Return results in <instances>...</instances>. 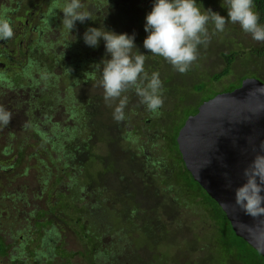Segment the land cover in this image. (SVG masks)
<instances>
[{
    "label": "trees",
    "instance_id": "obj_1",
    "mask_svg": "<svg viewBox=\"0 0 264 264\" xmlns=\"http://www.w3.org/2000/svg\"><path fill=\"white\" fill-rule=\"evenodd\" d=\"M11 1L15 3L14 8L20 7V10H22L20 12L17 11L19 19L21 17L22 20V16H26L28 23H30V21H35L41 28H43V24H45L41 42L45 36L54 35V38L51 40L54 48L52 60L55 61L57 59L60 61L61 73L67 77L70 75L71 82L66 91L61 87L57 88L51 81L53 76L51 69H49V72H45L43 69L39 68L41 63L37 58L31 59V56L25 57V66L27 69L22 70L21 65L23 64H19V68L22 70V73L20 72L22 78L16 86L11 89L10 83L5 77H2L3 79L0 81V105L8 110L12 116L9 125L6 127L0 126V136H2L5 141L12 139L14 140L13 143L16 145L18 143V154L21 153V148L27 144L26 136L22 135H30L35 132L43 140L45 158H40L39 161H41L44 167V175L46 176L44 182L46 183L54 180L50 184V187L54 189V184H61V182L64 181L63 189L58 190L54 194L55 199L53 203L56 201V195L60 191H63L62 195L67 197V200L64 201L62 197L60 198L54 215L52 214V207H49L46 211V214H48V216H53L54 220L51 221V224L47 227H52L50 230L59 236H66L63 230H61H65L66 227L67 232L70 234H77V236H80L81 243H78L80 247L79 250L70 252L71 256L77 255L80 257L81 260L78 264H264V255L260 254L245 240L235 234L220 206L192 178L184 166L177 148L176 135L185 118L190 115L189 113L191 111H189L188 108L190 104L179 106L180 109L183 108L182 110L188 111L185 115L181 116L180 119L175 117L180 109L175 114L172 111L173 114L169 125H167L168 128L166 129L170 132V135H165V145L162 148L164 152L165 150L169 152V156L173 158L171 169L174 171V181L172 179L170 181L169 179L167 182L163 183L165 184V188L168 189L171 187L172 190L174 189L175 193L172 192L173 201L180 203L185 198L192 196L197 199L196 205L203 207L209 219L208 228L205 231H200V229L191 224L187 225L188 230L186 232H188V234L185 237V249L180 246L181 242L172 243V241H170V231L178 233L185 228L180 226L177 230H172L173 221L167 222L168 219L164 218V215L167 214L158 210L156 200H152V207L156 210L152 220L144 219L141 221L142 224L139 225L134 224L132 220H128L127 227L123 228L129 229L131 227V230L136 232L134 242L136 241L138 245L129 243L124 244L119 240L110 244L105 243L107 241L104 238L106 233L100 232V223L92 217L93 210H103V214L107 218L108 215L105 211L107 205L104 204L107 202L103 197L99 196L96 191L84 194L87 182L90 184V187L93 184L99 185L104 175L100 172L96 177H92L90 174H86L84 164L76 162V155L81 147L85 145V148H87L88 146V135L98 131L92 128V123L94 122L93 117L91 119L89 118V113H91L92 116H94V120L98 122V127H103L109 122L115 121L112 115L108 122L103 121L105 117L101 110L100 113L96 111V104L98 101L95 99L88 101L87 97H84L78 107L77 100L74 98V94H77V92L71 91L76 81L74 77L79 71L83 74L81 81L83 86L96 84L103 90L100 86L101 70L103 67V63L101 62L103 59H110V56H106L103 39L100 40L99 46L95 48L85 44L83 34L87 28L95 27L101 30L114 31L117 34L123 33L122 30L125 29V33L128 34L131 31L135 34L137 49L134 48L132 53L135 55L139 51L146 56L144 68L149 76L153 72L159 73L163 76L161 80L162 85L169 83L165 88L162 87L164 92L172 91L174 93L176 90L185 92L192 90L199 92V98H197L196 101L198 104L194 106L193 113H195L201 102L218 93L217 90L212 88L213 85L211 83L220 80L223 76L231 72L232 63L235 62L236 56L239 53V55L242 54L244 57L246 52L250 50V48L248 49L241 41L237 43L240 49L234 48L237 42V39L234 40L232 37V35L235 36V34H237L233 32L235 31V25L232 23L226 24L225 30L221 33L216 32L210 22L208 25L209 42L206 45H200L198 47V58L191 65L190 69L184 74L179 72L175 74V72L172 71H169L168 74H162L157 62L160 59H164L152 55L143 47V40L148 35L144 30L145 17L151 11L154 0H125L122 4H116L115 0H81L83 4L81 11L90 13L92 19H88L84 23L77 21L72 32H69L62 25L63 13L58 9L55 10L56 12H53L55 0H39V2L36 0ZM59 2L63 3V0H59ZM254 2H256L258 7L256 12L258 15L262 14L261 20H264V0H254ZM197 3L202 11L204 9H209V6L213 5L215 8H213L212 11H216L220 15L222 13H227L225 7H223L224 10H219V7L222 6L221 0H197ZM38 4L41 6L39 12H41V8L44 10V12L41 13L42 15L37 14L35 11L37 10V6H39ZM135 25V31H132L129 26ZM75 29H78V33H75ZM56 30H58L57 34ZM67 33L70 34L69 39L66 38ZM210 46L215 47L219 53L222 59V69L218 72L211 73L205 79H203V77L199 78V75L195 74L197 70L194 67H196L201 58L203 59ZM242 48L246 51L242 52ZM37 51L32 53L40 55ZM4 53L5 50H2L0 47V56L2 57ZM29 53L30 52H28L26 56ZM97 64H100L99 69L96 66ZM170 67L172 70L173 67L171 65ZM30 70L36 71L35 74L41 78L43 84L40 87L31 84L26 86L24 84V78ZM236 76L237 78H243L242 74H237ZM237 78L235 80H237ZM241 78L238 79V83ZM232 87L233 86L229 87V89L231 90ZM227 88L228 87L225 89ZM21 91L22 93L19 94ZM41 99H43V102H39ZM85 110L86 113L84 114ZM72 112L75 113L76 120L70 121L72 124L69 125L65 123V121L69 119ZM67 113L68 115L66 117L55 121L51 120V118L57 115ZM158 113V117L151 119L153 124L156 125H158L159 120L162 119V112L159 110ZM48 122H50L48 129L37 128V126L41 124L44 126L43 128H45ZM61 123L63 124L62 130ZM88 123L89 126L87 128ZM170 123H175L171 129H169ZM77 131L85 132L87 135H85L84 138L80 137L77 135ZM65 134L76 137L79 144L72 147V142L65 138ZM64 140H66L65 143ZM10 150H12L10 143H7L1 149L0 154H8ZM54 150L57 152L55 157L51 153V151ZM30 155H33V153H30ZM49 164H53L56 167V172L52 171L53 167H49ZM12 167L13 165L11 164L7 166L8 169ZM81 169L82 173L80 174L79 172ZM155 177L159 178L160 174L156 173ZM139 180L136 179V185L133 186L131 180H126V176L117 174V181L124 190L126 189V183L129 187L133 186L125 190L124 193L119 192L121 195L126 194L131 196L132 199H127V203L132 206V200L134 203H137V201L141 199L138 195L140 190L137 187ZM66 186L67 188L65 189ZM98 188L103 189L106 196L104 186L99 185ZM140 195L149 196L148 189L141 190ZM141 203V211L144 212L147 207H144L146 206L145 203ZM123 207H125V205H123L122 208ZM149 211H153V209H147L146 214ZM65 214L69 216L67 219L65 218ZM161 214L163 215V219L160 218ZM4 215L7 216V214ZM2 221L4 220L2 219ZM59 227L61 229H59ZM94 229L99 231V235H92ZM1 233L2 231L0 228V255H3L7 250ZM60 246L64 247V245ZM60 246L57 245V248L62 249ZM167 246H175V251L169 258L165 256L164 252V248ZM140 249L148 251L149 256H138L140 253L138 250ZM199 250H203V253L200 254L198 252ZM122 252H127L129 254H125L122 257ZM186 253H189L188 258H186ZM185 258L187 260H183ZM67 264L73 263L69 259Z\"/></svg>",
    "mask_w": 264,
    "mask_h": 264
},
{
    "label": "rangeland",
    "instance_id": "obj_2",
    "mask_svg": "<svg viewBox=\"0 0 264 264\" xmlns=\"http://www.w3.org/2000/svg\"><path fill=\"white\" fill-rule=\"evenodd\" d=\"M124 1L125 0H115L116 4H122L124 3ZM221 2H223V0H221ZM211 7H213V5ZM219 8H222V6H220ZM35 11L40 15H42L41 13L44 12L43 8H41V12H39L40 8L38 11ZM236 25L240 27L238 24ZM135 27L136 25L129 26L132 31H135ZM77 30L78 29H75V33H78ZM57 31L58 30H56V34ZM125 31V29L122 30L123 33H125ZM233 32L237 33L235 34V36L232 35L234 40L237 39V42L234 45L235 49H240V47L237 45L239 41H241L242 44H249L253 46H257L260 43H263L254 41L249 34L244 33L240 28L239 31ZM132 34L133 33L131 31L130 33H128V35ZM53 38L54 35L45 36L40 44L30 47L31 51L27 56H31V59L37 58L41 63L39 65V68L43 69L45 72H49V69H51L53 72L51 80L52 83L55 84L57 88L61 87L66 91L69 88L71 77L70 75L69 77H67L63 73H61V63L59 60H52V55H54V48L51 40ZM66 38H70L69 33H67ZM18 40L19 38H15L12 45V47H17V49L15 54L13 55L11 62L3 59V56H0V69H11L8 75V82L10 83L11 89L21 81L22 76L20 72L22 70L21 68H19V64L21 63L25 65V57H27L23 54L26 38H23V41L21 43L22 45L20 47L18 46ZM34 51H37V53H39L40 55L33 54L32 52ZM5 52L8 51L5 50ZM239 57L240 55L236 57L231 72L223 76L221 80L214 83L213 86L220 87L222 86V84H227L229 81L232 82L233 85L230 84L232 86L238 84V79L241 77L237 78L236 75L240 73H248V70H251L250 66L254 67L257 62L261 61V59H251L249 61L247 56L245 57V59H239ZM203 59L201 58L198 61L196 67H194L197 70L195 74L199 75V78L203 77V79H205L211 73L218 72L222 69V59L220 58V55L215 47L210 46L207 49L206 55L203 57ZM157 64H159V68L162 74H168L169 71L175 72V74L178 72L173 68L171 70L170 65L164 60H158ZM262 64L264 66V59H262ZM13 67H15V70H13ZM35 73L36 71L30 70L29 73L25 76L24 84L26 86L31 84L40 87L43 84L41 78ZM244 75L247 74H242V76ZM74 78H76V81L71 91L77 92V94H74V98H76L77 100V106H80L84 97H87L88 101L92 99L97 100L98 103L96 104V111L100 113L101 110L105 117L103 121L108 122L110 120V116H113L114 108L117 106L119 101L106 103L103 97V90H101L99 86H97L96 84L83 86L81 84L83 78V74L81 71H79ZM159 78L160 80H162L163 76L159 74ZM236 78L237 80H235ZM168 84H164L163 88H165ZM226 87L227 86L223 87V89H225ZM184 92L185 91L176 90L173 93L172 91L164 92V89L162 90V98L164 102L163 106L159 109L162 112V123L160 124L161 130L157 131H155L153 128H150L144 130L140 134H138L139 132L137 130L135 132V129H137L136 123L137 121L139 122V119L137 117L136 121V119L134 118L136 117V115H134L133 112L130 111V109L133 107L134 110L136 109V104H142H140V98L135 94L134 91H129L123 94L127 96V105L124 109L126 117L125 119L128 120L126 125L117 121H112L106 124L104 129L102 126L98 127V122L95 121L94 116L89 113V118L91 119L93 117L94 123H92V128L98 131L96 133L93 132L89 134L90 136L88 139L87 148H85V145H83L76 155V162L84 164L86 168V174H90L92 177H96L99 172H103L101 167L102 165L104 166V163L108 162L109 160L106 152L110 147L114 148V146L112 145L115 144L123 145L124 147L130 149H135L137 147L138 151H142L145 154L133 159L134 164L137 163L136 170L142 177V179H148V175L150 173L146 169L152 168L153 158L157 160L160 159L161 163L160 166L157 165V168L151 171L152 177L149 178L151 179L152 185L154 187L150 186L149 184V196H144V198H142V196L139 195L141 199H139L137 203H134L132 200L133 206L127 203V199L129 200L130 196L126 194L121 195L118 192V190L120 189L116 190L114 186L109 184V182L113 184L114 180L110 181L107 176H103L102 181L99 182V185L106 187V196H99L103 198L106 197L104 199L107 203L104 204L107 205L105 211L108 217H105V215L103 214V210H93L92 218L100 223V232L106 233L104 238L107 241L105 243L110 244L119 240L124 244L129 243L138 245L136 241L134 242L136 232L131 230L132 228L130 226L129 229L123 228L127 227L128 220H132V222L137 225L142 224L141 221L144 219L152 220L156 211L155 208L152 207V200H156V206L160 212L167 214L164 215V218L168 219L167 222L173 221L172 230H177L180 226H183L185 228V231L180 230L178 233H173L170 231V241H172V243L181 242L180 246L183 249L186 248L185 237L188 234V232H186L188 230L187 225L191 224L194 227L200 229V231H205L208 228V215L206 214L202 206L196 205V198L189 196L180 203L174 202L172 197V194L175 193L174 189L172 190L171 187L167 189L164 187L165 184H163L169 179L170 181L171 179L174 181V171L171 169L173 165V158L169 156V152H166V150L164 152L162 150L165 145L164 134L166 133V135H170V132L166 130L168 128L167 125H169L172 114H175L180 109L179 106L190 104V107L188 108L189 111H191L189 114H191L194 112V106L198 104L196 101L197 98H199V92H195L192 90L186 91L185 93ZM21 93L22 91L19 94ZM182 109H180L178 114L175 116L176 118L180 119L181 116L185 115L188 112L187 110ZM85 113L86 110L84 114ZM67 115L68 113L60 114L56 117L51 118V120L55 121L66 117ZM143 117L144 114L140 122L143 120ZM72 120H76V115L74 112L71 113L69 119H67L65 123L71 125L72 122L70 121ZM173 124L175 123H170L169 129L173 127ZM131 125H136V127L133 129V126ZM49 126L50 122L47 123L45 128H43L44 126H42V124L40 126H37V128L46 130L49 128ZM62 126L63 124L61 123V130ZM88 126L89 123L87 125V128ZM77 135L84 138L87 134L82 131H77ZM94 135H97V137ZM100 135H105V139L103 142L99 139ZM133 135H139L140 141L134 143L125 139V136L131 137ZM22 136H26L27 144L21 148L20 154L17 153L19 146L18 143L16 145L15 143H13L14 140L12 139L5 141L4 138L0 136V151L7 143H10V147L12 149L8 154H0V213L4 210H7L6 214L11 220L9 227L4 224V222L0 221V228L2 231L1 235L3 237L7 250L5 254L0 255V264H67L69 259L73 264H78L81 260L80 257L77 255L71 256L70 252L79 250L80 247L78 243H81L80 236H77V234L73 235L67 232V227L65 228V230L59 227V229L63 230V233L66 235L65 237L59 236L58 240V238L56 239L55 236H51L49 242H47L44 247L42 246L43 244L41 243V238L45 234V232L49 233V229H52V227L47 226L51 224V221H54L53 216H48V214H46V211L49 209V207H52V214L54 215V211L56 210L60 202V198L62 197L64 201L67 200V197L65 195H62L63 191H60L56 195V201L53 203L55 199L54 194L58 190L63 189L64 181L61 182V184H54V189L53 187H50V184L54 180L46 183L44 182V180L46 179V176L44 175V167L41 161H39L40 158H45L43 151L44 142L41 137L38 136L35 132L30 135ZM65 138L72 142V147L79 144L78 139L76 137H73L72 135H65ZM65 141L66 140H64V143ZM141 146L143 148H141ZM30 153H33V155H30ZM51 153L54 157L57 154L55 150L51 151ZM102 158L103 161H101ZM9 164L13 165V167L10 169L7 168ZM49 167H53L52 171L56 172V167L53 164H49ZM119 168L120 164L116 163L114 166H112L109 173L114 174V170L118 171ZM79 173H82V169ZM156 173L160 174L159 178L155 177ZM162 180L164 182H162ZM135 181L136 180H133V182ZM99 185L93 184L90 188L86 186L84 194L91 193V191H96V193H98L100 191V188H98ZM67 186L65 187V189L67 188ZM37 191L39 192V197H36ZM69 191L73 192L71 190ZM107 191H111L114 196L109 194ZM120 192L124 193L125 190L123 189ZM128 194L130 195L129 192ZM141 202L145 203L146 206L144 207H147V209L152 208L153 211H149L147 214V209L144 212L141 211ZM123 205H125V207L122 208ZM68 217V214H65V218L67 219ZM160 218L163 219L162 214L160 215ZM96 234L99 235V231L94 229L92 235L95 236ZM46 236L47 235H44V237ZM51 243H53V245H51ZM57 245H64V247L60 246V248L62 249H58ZM138 251L140 252L138 256H149V253L146 250L140 249ZM174 251L175 246H167L164 248L165 256L168 258ZM198 252L202 254L203 250H199ZM125 254L129 253L122 252L121 256L123 257ZM188 256L189 253H186V258H188ZM186 258L183 260H187Z\"/></svg>",
    "mask_w": 264,
    "mask_h": 264
},
{
    "label": "clouds",
    "instance_id": "obj_3",
    "mask_svg": "<svg viewBox=\"0 0 264 264\" xmlns=\"http://www.w3.org/2000/svg\"><path fill=\"white\" fill-rule=\"evenodd\" d=\"M222 7L227 9V18L211 9L202 11L197 0H154L151 11L145 17L144 30L148 35L143 40L144 49L152 55L162 57L176 71L186 73L198 58V47L209 42L208 25L211 22L216 32H223L228 23L238 24L242 31L256 42H264V25L259 23V15L254 10L253 0H223ZM81 0H55L53 12L63 13L62 25L69 32L76 22L84 23L92 19L87 11H81ZM14 36L7 10L0 11V41H9ZM103 39L106 56L103 59L100 86L106 103L119 101L113 111L117 122L125 120L124 109L127 96L134 91L151 113H158L163 106L162 81L159 73L150 76L145 71L146 56L139 51L133 55L135 34H117L114 31L89 27L83 40L89 47H98ZM100 63V64H101ZM97 64V68H100ZM31 65V62H30ZM11 113L0 105V126L11 123ZM264 152V142L259 145ZM227 177V173L224 174ZM245 182L234 189L233 208H239L246 216L257 220L264 217V154L257 153L243 170ZM226 187L231 188V181ZM264 223V221H261ZM264 240V231L255 235Z\"/></svg>",
    "mask_w": 264,
    "mask_h": 264
},
{
    "label": "water",
    "instance_id": "obj_4",
    "mask_svg": "<svg viewBox=\"0 0 264 264\" xmlns=\"http://www.w3.org/2000/svg\"><path fill=\"white\" fill-rule=\"evenodd\" d=\"M264 142V82L246 77L232 90L201 102L178 129L176 143L185 168L225 213L233 231L264 255V217L257 220L233 208L234 189ZM227 173V177H225ZM231 181L232 187H226ZM264 195V193H262Z\"/></svg>",
    "mask_w": 264,
    "mask_h": 264
},
{
    "label": "flooded vegetation",
    "instance_id": "obj_5",
    "mask_svg": "<svg viewBox=\"0 0 264 264\" xmlns=\"http://www.w3.org/2000/svg\"><path fill=\"white\" fill-rule=\"evenodd\" d=\"M37 2H39V1H37ZM253 3H254V10H258V7L256 5V2H254V0H253ZM14 7H15V3L12 2L11 0H0V11L7 10L8 18L11 20V24H12V27H13V30H14V36H13V38L11 40H9V41H0V47H1V49L8 51V52H5L4 53L3 59H6L9 62L12 61L13 55L15 54L16 49H17V47L16 48L15 47H12L15 38H19V40H18V44H19L18 46L19 47L22 45L21 43L23 41V38H26V40H25V46H24V52H23V54L26 55L28 52L31 51V49H30L31 46H36V45H38V44L41 43V39H42V35L44 33V27H45L44 26L45 24H43V28L39 27V25L35 21H30V23H28V21L26 20V16H22V20H21V17L19 19L18 18L17 11L20 12L22 10H20V7H16V8H14ZM40 7H41L40 5L37 6V11L39 10ZM213 8H215V7L214 6L213 7L209 6V9L212 10ZM219 10H224V8L223 7L222 8H219ZM224 15L227 18V13H223L222 14V16H224ZM261 18H262V14L259 15V23L261 25H264V20H261ZM234 25H235V31H239V28L240 27H238L236 24H234ZM30 44H32V45H30ZM246 47H248V49L250 48V50H248L246 52V54H245L244 57H241V56H243L241 54L240 57H239V59H245V57L247 56V58H248L249 61L251 59H261V61L260 62H257L254 65V67H251L249 65L250 68H251V70H248L249 71L248 73H240V74H247V75H244L243 78H246V77H255V78H258L261 81H264V66L262 64V59H264V42L263 43H260L257 46H253V45L247 44ZM241 51L244 52L246 50L242 48ZM233 64L234 63H232V66H233ZM25 65H21L22 66V70L23 69L24 70L27 69ZM14 68L15 67H13V70H15ZM9 71H11V69H7V68L0 69V81L3 79L2 77H5L6 80L8 81ZM243 78H241V80ZM220 80H218V81H220ZM241 80H240V82H241ZM218 81H216V82H218ZM216 82H212L211 84L213 85ZM240 82L238 84L234 85L231 88V90L233 88H235L236 86H238L240 84ZM230 84H232L231 81H229L227 84H222V86H220V87L213 86L212 88H214L215 90H217L218 93L219 92H225V91H229L230 90L229 87H231L233 85V84L232 85H230ZM225 86H227L228 88L227 89H223V87H225ZM28 90H29V86H28ZM39 102H43V99H41ZM135 107H136V109H134V110H133V107L130 109V111H132L133 114L136 115V117H134L136 119V121H137V117L139 119V122L137 121V123H136L137 129H135V132L137 130L139 132L138 134H140L144 130H147V129H150V128H153L155 131L161 130V127H160L161 125L160 124L162 123V119L159 120V124L158 125L153 124V122L151 120L152 118L158 117L159 116V113H151V112H149L144 105H138V104H136ZM143 114H144L143 120L140 122ZM127 122H128V120L125 119V120H123L120 123L126 125ZM136 125L135 126L134 125H131V126H133L132 128L134 129L136 127ZM105 126H103L104 129H105ZM164 135H166V133ZM94 136L97 137V135H94ZM88 139H89V135H88ZM99 139L103 142L104 139H105V135H100ZM125 139L126 140H129V141H132L134 143H137V142L140 141L139 135H133L131 137L125 136ZM119 140H120V138H119ZM112 146H114V148H111L110 147L107 150V152H106V154L109 157L108 162H105L104 163V166L102 165V167H101V169L103 170V172H102L103 175L104 176H107V178L110 181L111 180H114V183L113 184L111 182H109L110 185L114 186V188L116 190L117 189H120V190H118V192H120L121 190H123L122 186H120L119 183H118V181H117V174H122V175L126 176V180H131L132 181L133 186L136 185V183L133 182V180H136V179L139 180L140 179L139 180V183H138L140 185L137 184V187L140 190L138 192V195H140L141 190H147L149 184H150V186L154 187L152 185V182H151V179H150L152 177L151 176V171L155 170V168H157V165L160 166V164H161L160 163V159L157 160V159H154L153 158V160H152V168L151 169H146L150 173L148 175V179L147 178L142 179V177H140V175L138 174V172L136 170V164L137 163L134 164L133 159L135 157H138L140 155L143 156L145 154L142 151H138V148L137 147L135 149H130V148H126L123 145H119V144H115V145H112ZM141 148H143V147L141 146ZM101 161H103V158H102ZM116 163H119L120 164L119 170L118 171L117 170H114V174H110L109 173L110 169ZM86 186L90 188V184L88 182L86 183ZM133 186H130L129 187V186H127V183H126V189L125 190H127V189H129V188H131ZM104 188L106 190V187L105 186H104ZM107 192L109 194H111L112 196H114V194L111 191H107ZM97 194L98 195H103V196L105 195L104 190L101 189V188H100V191ZM116 194H117V192H116ZM36 197H39V192L38 191H37ZM104 198H106V197H104ZM142 198H144V196H142ZM129 199H132L131 196H130ZM6 213H7V210H4V211H2L0 213V215H1L0 216V221H2V219H3L4 221H2V222H4V224H6L8 226V225H10L11 220L9 219L8 216H5L4 215ZM44 235H47V236L44 237ZM44 235L41 238V243L43 244L42 245L43 247L45 246V244L47 242H49V240L51 239V236L52 237L55 236V238L56 239L58 238V240H59V235H57L56 233H53V231L50 230V229H49V233L45 232ZM51 245H53V243H51ZM47 255H49V254H47Z\"/></svg>",
    "mask_w": 264,
    "mask_h": 264
}]
</instances>
